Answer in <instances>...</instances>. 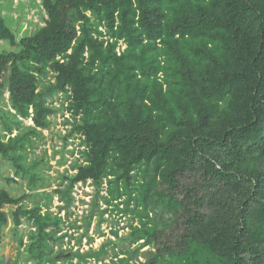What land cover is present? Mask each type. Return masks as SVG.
<instances>
[{"label": "trees", "instance_id": "16d2710c", "mask_svg": "<svg viewBox=\"0 0 264 264\" xmlns=\"http://www.w3.org/2000/svg\"><path fill=\"white\" fill-rule=\"evenodd\" d=\"M43 6L47 25L19 41L0 14V41L17 47L0 52V88L7 79L13 108L27 116L32 107L40 128L49 126L53 109L37 91V73L49 67L56 73L50 89H70L72 106L83 112L76 129L89 147L74 182L100 184L117 168L130 184V172L139 170L133 194L141 196L131 195L151 196L171 222L134 230L135 238L141 232L156 244L137 264H264V0H43ZM93 14L117 39L126 37L129 49L118 54L115 41L104 48L92 33ZM158 40L170 49L164 66L144 58ZM138 66L152 85L137 77ZM162 67L166 88L158 81ZM19 141L0 135V154L16 162ZM21 199L0 189V237L9 222L3 208ZM29 212L37 215L18 209L15 224ZM36 217L45 240L50 222Z\"/></svg>", "mask_w": 264, "mask_h": 264}, {"label": "rangeland", "instance_id": "374dc122", "mask_svg": "<svg viewBox=\"0 0 264 264\" xmlns=\"http://www.w3.org/2000/svg\"><path fill=\"white\" fill-rule=\"evenodd\" d=\"M0 14L18 41L37 33L47 25L49 19L43 0H0ZM117 20L116 27L121 22L119 17ZM92 22L95 24L92 33L105 40L104 48L108 42L115 41L118 54L129 49L126 37L117 39L105 21H100L93 14ZM155 43V47L145 52L144 58L152 60L155 57L164 66L168 64L170 49L161 40ZM15 49L17 47H13L9 41H0V52ZM143 49L141 43L134 47L139 54ZM58 59L64 60V56ZM96 69L97 66L93 68L94 71ZM140 71L139 66L136 67L137 77L143 83L152 85V80L141 76ZM37 76V91L44 95L45 102L53 109L46 128L35 125L32 107L31 114L27 116H22L13 108L7 79L6 86L0 88V135L6 142L16 136L24 145L23 149L14 153L18 158L16 162L0 154V189L7 190L15 198L22 197L20 202L3 208L9 222L2 229L0 237V264L145 262L151 251L156 249V244L153 240L144 241L146 235L141 232L135 238L134 230L141 226L151 228L169 224L170 213L152 205L151 196L141 200L140 197L137 200L133 197L138 195L137 192L133 194L134 184L141 179L138 169L130 172V184L118 178L117 168L107 170L100 184L92 178L73 181L80 167L87 163L89 147L85 135L76 129L83 121V112H77L72 106L69 88L66 91L50 89L56 83V73L51 68L47 67L44 73H37ZM158 78L166 88L167 77L163 67L158 72ZM223 105L226 107L227 103ZM205 146H208L207 143ZM153 166L154 176L158 170L155 164ZM18 209H37L36 216H40V222H50L43 232L45 240L40 238L37 217L30 212L20 213L21 224H15ZM153 210L160 214L156 215ZM45 242L47 246L41 247ZM39 251L43 259L39 257Z\"/></svg>", "mask_w": 264, "mask_h": 264}]
</instances>
